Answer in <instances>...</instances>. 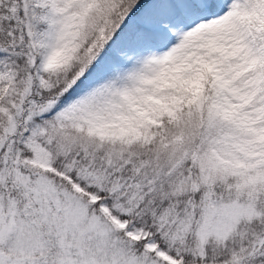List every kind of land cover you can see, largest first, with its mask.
<instances>
[{"label": "snow or ice", "instance_id": "snow-or-ice-1", "mask_svg": "<svg viewBox=\"0 0 264 264\" xmlns=\"http://www.w3.org/2000/svg\"><path fill=\"white\" fill-rule=\"evenodd\" d=\"M0 264H264V0H0Z\"/></svg>", "mask_w": 264, "mask_h": 264}]
</instances>
